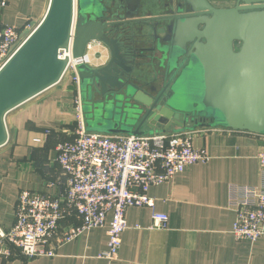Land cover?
Wrapping results in <instances>:
<instances>
[{
	"label": "water",
	"instance_id": "95a60500",
	"mask_svg": "<svg viewBox=\"0 0 264 264\" xmlns=\"http://www.w3.org/2000/svg\"><path fill=\"white\" fill-rule=\"evenodd\" d=\"M211 1L218 0H167L160 13L139 17L141 0H48L0 67V147L8 140L7 113L61 80L68 58L59 50L71 40L74 56L90 40L109 53L99 67L78 66L88 131L224 127L264 134V0H236L231 7ZM153 53L166 71L162 85L138 74Z\"/></svg>",
	"mask_w": 264,
	"mask_h": 264
},
{
	"label": "crops",
	"instance_id": "0c3cea01",
	"mask_svg": "<svg viewBox=\"0 0 264 264\" xmlns=\"http://www.w3.org/2000/svg\"><path fill=\"white\" fill-rule=\"evenodd\" d=\"M165 1L141 0L144 7L139 17L160 13ZM47 5L48 0H10L2 11V20L18 28L27 21L37 24ZM134 29L136 34L137 26ZM136 46L148 44L137 41ZM151 55L138 74L147 84L162 85L166 71L156 58L159 54ZM75 95L74 84L62 77L7 113L8 140L0 147V225L5 230L14 222L21 190L46 194L63 190L55 146L73 138ZM186 131L193 147L204 150L208 158L149 187L155 210L167 215L164 228L151 227L149 207L130 206L125 213L128 227L114 259L100 256L107 248L105 225L62 244L54 256L28 258L12 248V255L0 257V264H264V235L254 241L236 239L231 232L235 211L228 204L230 185L260 184V136L224 127Z\"/></svg>",
	"mask_w": 264,
	"mask_h": 264
},
{
	"label": "built area",
	"instance_id": "2783aa9c",
	"mask_svg": "<svg viewBox=\"0 0 264 264\" xmlns=\"http://www.w3.org/2000/svg\"><path fill=\"white\" fill-rule=\"evenodd\" d=\"M9 1L0 0V67L36 25L27 21L18 28L5 23L2 11ZM59 57L68 58L62 77L74 84L76 92L73 138L55 146L63 190L46 194L23 189L18 193L12 226L5 230L0 225V257L11 256L12 248L28 258L54 256L59 246L84 231L107 225V248L100 256L114 259L128 227L126 210L147 206L152 210L151 227L164 228L167 215L155 210L149 187L172 179L191 164L207 160L208 155L193 147L187 131L145 135L88 131L78 66L103 65L108 49L101 41L90 40L83 53L74 56L71 40L66 50H59ZM258 135L263 142L257 153L260 184L229 186L228 204L235 211L231 232L236 239L254 241L264 235V134Z\"/></svg>",
	"mask_w": 264,
	"mask_h": 264
},
{
	"label": "flooded vegetation",
	"instance_id": "af4514ba",
	"mask_svg": "<svg viewBox=\"0 0 264 264\" xmlns=\"http://www.w3.org/2000/svg\"><path fill=\"white\" fill-rule=\"evenodd\" d=\"M211 3L214 6L231 7V6H234L236 4V0H218V1H215V2L211 1ZM239 4L241 5L242 3L239 2Z\"/></svg>",
	"mask_w": 264,
	"mask_h": 264
}]
</instances>
